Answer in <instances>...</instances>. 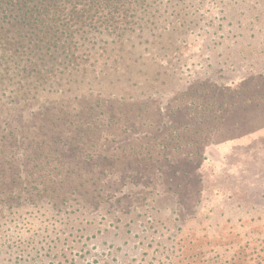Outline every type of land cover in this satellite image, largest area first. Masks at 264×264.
Wrapping results in <instances>:
<instances>
[{
    "label": "rangeland",
    "instance_id": "rangeland-1",
    "mask_svg": "<svg viewBox=\"0 0 264 264\" xmlns=\"http://www.w3.org/2000/svg\"><path fill=\"white\" fill-rule=\"evenodd\" d=\"M189 1L151 88L166 94L113 125L128 132L98 164V123L80 151L56 144L61 165L32 174L61 201L0 200V264H264V0Z\"/></svg>",
    "mask_w": 264,
    "mask_h": 264
},
{
    "label": "trees",
    "instance_id": "trees-1",
    "mask_svg": "<svg viewBox=\"0 0 264 264\" xmlns=\"http://www.w3.org/2000/svg\"><path fill=\"white\" fill-rule=\"evenodd\" d=\"M188 2L0 0L1 201H61V192L51 199L43 196L48 190L32 174L54 162L61 165L56 144L65 141L80 151L73 143L98 123L102 126L91 134L99 133L96 142L102 145H93L94 153L87 154L89 163L98 164L99 151L128 132L113 125L123 126L129 116L138 119L141 105L153 106L158 93L166 94L151 88L170 71L162 63L171 46L164 39L177 31L176 25H184L188 14L180 10L192 5ZM193 8L194 14L203 10ZM150 35L157 41L150 42ZM151 61L154 69H147ZM101 159L109 160L108 155ZM74 175H64L65 203L77 193Z\"/></svg>",
    "mask_w": 264,
    "mask_h": 264
}]
</instances>
